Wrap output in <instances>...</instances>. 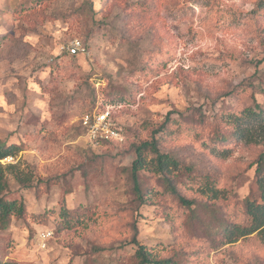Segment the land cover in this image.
I'll list each match as a JSON object with an SVG mask.
<instances>
[{"label": "rangeland", "instance_id": "rangeland-1", "mask_svg": "<svg viewBox=\"0 0 264 264\" xmlns=\"http://www.w3.org/2000/svg\"><path fill=\"white\" fill-rule=\"evenodd\" d=\"M105 105L124 141L93 145L80 118ZM154 139L194 212L150 153L134 193ZM0 142L21 149L0 170L27 212L0 264H133V239L174 264H264L260 237L218 234L245 220L264 152V0H0ZM61 201L83 217L55 232Z\"/></svg>", "mask_w": 264, "mask_h": 264}, {"label": "trees", "instance_id": "trees-1", "mask_svg": "<svg viewBox=\"0 0 264 264\" xmlns=\"http://www.w3.org/2000/svg\"><path fill=\"white\" fill-rule=\"evenodd\" d=\"M251 110V109H249ZM92 113V112H89ZM261 115L257 113L247 114V118L256 119ZM237 122V117H234L230 125H234ZM236 132V127H235ZM237 134H241L243 137L245 133L243 128L237 129ZM20 149L17 145H7L5 142H0V161L7 157H13ZM152 154L150 160L154 164L156 170L163 176L166 188L172 195L188 210L195 211L196 201L187 200L181 197L172 184V180L168 177L171 169L178 170L179 164L171 159L169 156L160 153L157 149L156 142L143 143L136 149V160L132 164V178L133 189L137 195L140 193L138 176L139 170L146 167V154ZM171 168V169H170ZM254 187L251 189L250 194L244 202V218L242 223H220L218 230L220 231L219 240L225 245L236 243L241 239H245L251 235L260 237L261 242H264V152L259 155L256 162ZM8 183L3 173L0 170V231H6L12 218L22 219L27 215L25 209V203L20 197L10 195L8 190ZM201 190V189H200ZM208 190H214L210 187ZM74 210H70L64 202H60L59 212L57 214L58 221L56 222L55 232L69 231L78 225V222H82L80 219L82 215L74 214ZM132 245L136 247L132 256L133 264H174L169 259H161L156 255H153L146 247L140 245L136 240H132ZM1 264H20L18 262L7 261Z\"/></svg>", "mask_w": 264, "mask_h": 264}, {"label": "built area", "instance_id": "built-area-1", "mask_svg": "<svg viewBox=\"0 0 264 264\" xmlns=\"http://www.w3.org/2000/svg\"><path fill=\"white\" fill-rule=\"evenodd\" d=\"M67 51L70 55H76L83 51V48L81 43L75 40L67 47ZM116 110L114 105H105L99 111L87 113L80 118V126L91 144L122 143L124 141V135L113 118ZM51 237H53L51 231L44 230L41 232L39 240L42 248L45 247V242Z\"/></svg>", "mask_w": 264, "mask_h": 264}]
</instances>
